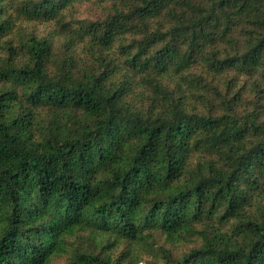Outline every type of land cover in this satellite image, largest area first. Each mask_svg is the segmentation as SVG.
Returning <instances> with one entry per match:
<instances>
[{
	"label": "trees",
	"instance_id": "trees-1",
	"mask_svg": "<svg viewBox=\"0 0 264 264\" xmlns=\"http://www.w3.org/2000/svg\"><path fill=\"white\" fill-rule=\"evenodd\" d=\"M0 264H264V0H0Z\"/></svg>",
	"mask_w": 264,
	"mask_h": 264
}]
</instances>
